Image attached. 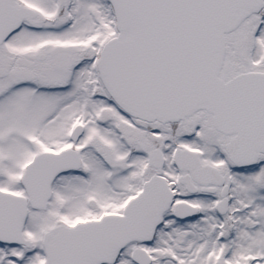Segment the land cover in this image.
<instances>
[{"label": "snow or ice", "instance_id": "6c2138e0", "mask_svg": "<svg viewBox=\"0 0 264 264\" xmlns=\"http://www.w3.org/2000/svg\"><path fill=\"white\" fill-rule=\"evenodd\" d=\"M0 264H264V0H0Z\"/></svg>", "mask_w": 264, "mask_h": 264}]
</instances>
